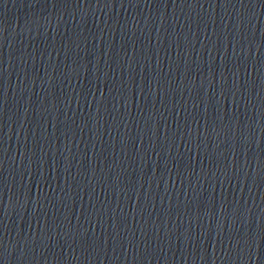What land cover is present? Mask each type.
Instances as JSON below:
<instances>
[{"label": "water", "instance_id": "1", "mask_svg": "<svg viewBox=\"0 0 264 264\" xmlns=\"http://www.w3.org/2000/svg\"><path fill=\"white\" fill-rule=\"evenodd\" d=\"M0 264H264V0H0Z\"/></svg>", "mask_w": 264, "mask_h": 264}]
</instances>
